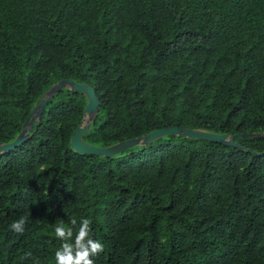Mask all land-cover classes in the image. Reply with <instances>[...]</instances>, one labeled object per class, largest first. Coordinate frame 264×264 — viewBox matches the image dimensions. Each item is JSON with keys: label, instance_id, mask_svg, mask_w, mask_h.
<instances>
[{"label": "trees", "instance_id": "obj_1", "mask_svg": "<svg viewBox=\"0 0 264 264\" xmlns=\"http://www.w3.org/2000/svg\"><path fill=\"white\" fill-rule=\"evenodd\" d=\"M62 79L101 99L93 145L168 127L264 132V0H0V143ZM87 102L62 89L0 154V264H57L85 219L104 245L94 264H264V137L80 154Z\"/></svg>", "mask_w": 264, "mask_h": 264}, {"label": "water", "instance_id": "obj_2", "mask_svg": "<svg viewBox=\"0 0 264 264\" xmlns=\"http://www.w3.org/2000/svg\"><path fill=\"white\" fill-rule=\"evenodd\" d=\"M64 88L81 92L88 98V102L84 109L82 122L74 130L71 137V143L74 149L80 154H99L104 156L116 155L131 146L146 145L170 134L180 135L183 137L206 139L228 145H238L236 142L238 138L264 137V132L229 135L227 133H216L198 128L168 127L163 129H155L146 135L123 140L106 147L93 145L84 139V135L90 131L91 125L100 108L101 99L98 96L96 89L88 83H78L74 79H62L53 84L42 95L41 101L32 109L28 119L24 123L22 131L17 135V137L13 141L0 143V154L15 149L27 140L35 122L41 118L47 102L56 93L60 92Z\"/></svg>", "mask_w": 264, "mask_h": 264}, {"label": "clouds", "instance_id": "obj_3", "mask_svg": "<svg viewBox=\"0 0 264 264\" xmlns=\"http://www.w3.org/2000/svg\"><path fill=\"white\" fill-rule=\"evenodd\" d=\"M75 223V221H73ZM24 220L21 218L18 221H14L10 227L15 232H23ZM90 221L85 219L75 236L74 245L67 242L63 243L61 248L56 251L55 258L57 264H94L91 256L98 255L104 250V245L96 240L89 238L90 234ZM55 234L58 238L65 237V231L61 227L55 228ZM68 235L72 236L71 229L68 230ZM65 241V240H64ZM73 248L75 249V255H73Z\"/></svg>", "mask_w": 264, "mask_h": 264}]
</instances>
